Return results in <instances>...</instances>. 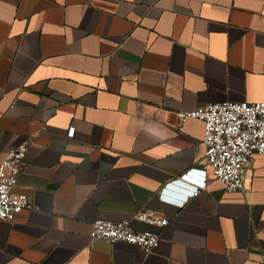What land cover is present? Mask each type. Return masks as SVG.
<instances>
[{
  "label": "crops",
  "instance_id": "obj_1",
  "mask_svg": "<svg viewBox=\"0 0 264 264\" xmlns=\"http://www.w3.org/2000/svg\"><path fill=\"white\" fill-rule=\"evenodd\" d=\"M226 101H264V0H0V163L30 139L35 204L0 220V264H264V155L227 192L202 121L179 130ZM144 209L154 252L91 239Z\"/></svg>",
  "mask_w": 264,
  "mask_h": 264
},
{
  "label": "built area",
  "instance_id": "obj_2",
  "mask_svg": "<svg viewBox=\"0 0 264 264\" xmlns=\"http://www.w3.org/2000/svg\"><path fill=\"white\" fill-rule=\"evenodd\" d=\"M178 115L181 121L179 130H183L188 118H196L203 123L205 155L202 169L210 171L227 192L244 189V175L253 155H264V101L215 102L192 111H180ZM69 134H73V128ZM29 147L30 139L26 138L0 163V220L35 208L30 196L14 191L26 164ZM175 181L183 183L182 178ZM187 185L186 197L196 196L202 190L199 186ZM134 220L161 227L169 224L168 218L144 209L119 222L94 220L90 237L107 243L125 242L141 247L146 253L154 252L160 245V232L139 231L133 225Z\"/></svg>",
  "mask_w": 264,
  "mask_h": 264
}]
</instances>
